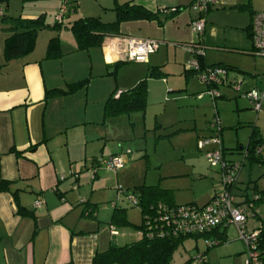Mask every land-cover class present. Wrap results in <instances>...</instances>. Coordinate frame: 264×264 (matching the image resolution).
Here are the masks:
<instances>
[{
  "label": "crops",
  "instance_id": "1",
  "mask_svg": "<svg viewBox=\"0 0 264 264\" xmlns=\"http://www.w3.org/2000/svg\"><path fill=\"white\" fill-rule=\"evenodd\" d=\"M82 1L78 8L79 16L74 17L78 4L62 17L56 30L53 25L57 23L55 17L62 0L58 3L54 0L52 8L45 0L0 1V181L10 182L8 190L0 191V264H91L96 251L129 244H123L125 234L120 235L116 226L109 222L114 208L120 207L112 204L110 209L98 205L104 193L109 195L108 200L114 193L111 187H106L108 176L100 178L99 174L106 171L123 177L121 169L124 167L116 172L106 170L100 165V160L129 151L124 149L126 143H123L128 127L121 129L120 121L114 123V119L121 116L104 118L103 114L105 101L113 93L123 91L118 84L114 87L107 73L116 63L115 56L110 46L104 43L106 37L98 46L81 49L69 29L71 23L80 17L98 16L104 22L112 21L114 0ZM87 1L89 3L85 4ZM152 2L155 5L149 4L155 8L153 11L165 7H187L185 0ZM254 2L260 9L253 8ZM247 4L253 9L252 13L264 11V0H250ZM49 9L54 10L53 18L45 20L48 26L38 30L34 49L6 61L3 49L5 39L10 35V24L6 19L45 16ZM181 11L166 20L162 27L155 21L123 22L119 35L161 41L167 30L166 22L175 19ZM248 26H231L236 32L231 37L223 35L220 40L214 38L215 27L204 26L203 41L208 46L218 43V40L234 46L232 38L236 34L234 41L237 47L251 55ZM52 37L59 39L60 54L48 58L46 48ZM216 51L221 57L209 64L204 54V64L229 66L225 61V52L217 47ZM150 56L146 63H133L138 67L148 65L152 61ZM110 72L113 74L114 71ZM140 78L137 77L133 84L138 83ZM52 89L67 92L45 97L46 91ZM254 167H249L252 179L248 177L244 187L235 186L236 197L239 194L243 199L244 193L250 196L253 190L264 192V181L260 180V176L254 179L259 174V171L254 172ZM36 200L43 201L38 208L34 206ZM173 204L176 205L174 201ZM20 206L31 211L34 217L18 213ZM253 213L254 216L246 222L247 228L255 229L261 225L264 229V201L254 204ZM110 226L117 234L111 235ZM229 227L236 231L233 225L217 229L218 233H223L220 238L223 242H228L226 233ZM236 237L239 239L237 231ZM232 243L224 248L231 247ZM238 252L239 256L232 260V264H243L244 250L239 249Z\"/></svg>",
  "mask_w": 264,
  "mask_h": 264
},
{
  "label": "rangeland",
  "instance_id": "2",
  "mask_svg": "<svg viewBox=\"0 0 264 264\" xmlns=\"http://www.w3.org/2000/svg\"><path fill=\"white\" fill-rule=\"evenodd\" d=\"M56 1L58 3V0ZM152 1L139 0L136 3L150 5L148 8L152 10L155 9L149 4V2L154 4L155 1ZM249 1L219 0V4L206 13L205 27L216 28L215 39L220 40L223 35L231 37L236 32L231 26L239 28L250 24L249 14L253 9L251 10L250 4H247ZM52 2L54 0H45L50 8ZM81 3L82 0H77L76 5L79 6L74 17L79 16L78 8ZM88 3L89 1L85 2ZM184 5L187 7L181 11L179 17L166 22L165 36L162 37L158 50L150 56L155 62L151 61L152 64H143L140 67L133 62H122L116 68L115 74H110V71H114V67L107 70L114 87L118 84L123 91L133 87L137 77L144 79L147 69H151L152 66L157 67L156 70L160 73L159 76L147 79L145 110L120 115V118L114 119V123L121 122V129L124 126L128 127L127 137L124 138L123 143H126L124 149L129 150V159L126 157V163L121 169L123 177L106 171L99 174L100 178L108 176L106 187H111L114 192L111 200H108L109 195L104 193L98 204L99 207L111 209L112 204H115L116 207L123 208L127 221L132 224H114L120 235L125 234V237H122L123 244L135 242L139 238L134 225L142 222V216L139 209L132 205L127 197L136 196L140 186H159L169 190L176 205L187 203L203 205L216 190H219V169L209 167L204 151L197 148L198 138L212 134L210 122L213 113L217 115L222 128V146L227 150L224 158L228 161H243L242 151L236 148L247 145L249 135L254 128L258 130L260 137L264 138V108L256 113L250 101L242 95L251 89L264 88V58L244 53L234 41L236 34L232 38L234 46H228L219 40L211 46L205 45L203 35H197L191 29V24L197 17L193 0H185ZM258 7L254 2L253 8L260 9ZM47 13L45 20L52 19L54 10L49 9ZM192 42H201L209 64L221 57L220 52L216 51L217 47L225 52L227 65L237 68L228 71L226 85L217 88L221 96L215 99L205 93L206 87L200 82L197 74L190 75L185 71L186 63L192 56L182 45ZM154 63L157 64L153 65ZM240 81V92H237L233 89L234 83ZM261 153L264 154V148L261 149ZM250 166H255L254 172L259 171V174L254 173L257 175L254 179L260 176V180L264 181V175H261L264 167L251 165L245 160L241 166L238 186L244 187L248 177L252 179V175L249 176ZM91 175L92 173L89 174V178ZM251 184L252 182L248 184L249 187ZM118 187L124 190L126 196L117 197ZM240 198L238 194L236 200H241ZM226 235L228 242L219 240V244L209 249H206V240L212 238L211 236L187 237L174 251L170 264H185L187 260L195 258L202 252H205V262L202 264H232V260L239 256V249L244 250V262L246 248L241 240L236 239L235 229L227 228ZM233 238L236 241H233L235 240ZM231 243V247L224 248Z\"/></svg>",
  "mask_w": 264,
  "mask_h": 264
},
{
  "label": "built area",
  "instance_id": "3",
  "mask_svg": "<svg viewBox=\"0 0 264 264\" xmlns=\"http://www.w3.org/2000/svg\"><path fill=\"white\" fill-rule=\"evenodd\" d=\"M219 4V0H193V7L197 10V17L192 22L191 28L197 35L202 34L205 26V15L211 8ZM175 9L161 8V12H171ZM68 12V4L63 2L56 14V20L61 21L63 15ZM2 10L0 9V15ZM250 40L252 47L249 50L251 55L264 57V11L255 12L250 20ZM107 43L114 53L115 61L146 63L150 54L158 50L160 41L154 38H139L133 36L119 35L106 37ZM192 58L186 63V70L195 72L200 82L206 87L205 93L212 99L221 96L218 87L226 85L228 71L222 66H206L200 69L199 58L204 57V47L201 42L183 44ZM229 84V83H228ZM227 84V85H228ZM240 82L234 83V90L240 92ZM120 92L114 94V98ZM247 98L254 111L259 112L264 108V88L251 89L242 94ZM210 127L213 133L210 136L198 138L197 148L203 150L209 167H217L220 173V190L204 205L185 204L167 206L157 204L154 214L146 218L147 236L152 238L163 237L164 235H188L199 236L210 233L217 228L233 225L236 228L238 238L246 248V259L243 264H262L259 252L262 226L255 229H248L246 222L254 216L253 206L255 202L264 201V193L252 192L248 199L235 202L233 190L238 182V175L241 169V162H231L224 158L220 138V123L216 114L212 116ZM242 155L245 156L246 149L243 148ZM257 152L261 149L257 148ZM129 151L123 154L110 156L100 160V165L106 170L118 171L124 166ZM117 197L124 195L122 188H117ZM132 205L137 204L136 196L127 197ZM42 200H36L35 207L42 205ZM111 235L117 234L113 226H110ZM219 240L207 238V246L219 244ZM195 259V260H194ZM188 264H201L205 257L198 254Z\"/></svg>",
  "mask_w": 264,
  "mask_h": 264
},
{
  "label": "trees",
  "instance_id": "4",
  "mask_svg": "<svg viewBox=\"0 0 264 264\" xmlns=\"http://www.w3.org/2000/svg\"><path fill=\"white\" fill-rule=\"evenodd\" d=\"M22 1L28 2V1H37V0H22ZM63 2L68 4V11H70L71 9L75 8L77 0H62V3ZM248 6L249 5H247V7ZM169 8L172 7H165L164 9H169ZM173 8L175 9L174 11L165 13V12H161L160 9L155 11L150 10L146 6L133 1L118 3L116 0H114V6L113 8H111V10L114 12V19L112 21L104 22L98 16L80 17L71 23L69 29L72 32L78 47L81 49H88L90 47L100 45L103 39L107 36L119 35L120 25L123 22L140 21V20L155 21L159 27H162L166 20L172 19L173 17L176 16V14L179 11L184 9L178 6L176 7L174 6ZM254 13L255 12L253 13L251 12V17ZM6 21L10 24L8 27L10 35L5 39L4 49H3L4 57L6 61L15 57L23 56L31 52L34 49L36 34L38 30L48 26V24L45 22L44 14H40L36 18L8 17ZM56 22L57 23L53 25V28L55 29H57L61 23L58 20H56ZM246 29L249 31V36H250V24ZM59 54H60L59 39L58 37H52L49 40L46 48V57L54 58L59 56ZM120 63L122 62L117 61L113 65L114 67L113 74H115L116 72L115 70ZM199 63H200V69L205 68L206 66H222L227 70L236 69L231 66H224L220 64L205 65L202 58H199ZM149 69L144 79L140 80L130 89L121 91L117 98H113L114 96L113 93L105 101L103 107L104 118L145 110L146 100H147V79L151 77L159 76L160 74L159 71L156 70L157 67H151V69L150 70ZM185 71L188 72V74L190 75H193L195 73L192 71L190 72L188 70ZM64 92H67V90H62V89L47 90L45 97L60 95L61 93ZM214 114L215 113H213V116ZM210 131L213 133L212 127ZM221 134H222V128L220 130V138H221ZM261 147L264 148V139L260 137L258 130L254 128L249 135V140L247 142V145L244 147L236 148V150L237 149L242 150L243 148H245L246 152H245V156L243 157V161L246 160L251 165L257 164L260 166H264V154H262L261 152H257V148H261ZM222 150H223V155L226 154L227 150L223 148V146H222ZM16 153H19V151H16ZM243 161H240L241 166L243 165ZM9 184L10 182L1 180L0 191L8 190ZM253 192H258V191L253 190ZM215 193H213V195ZM259 193H264V192H259ZM233 194H234V190H233ZM251 195L247 196V194L244 193L242 196L243 199L246 200L250 198ZM234 196L236 197L235 194ZM136 197H137V204L135 206L139 209L142 216V222L139 225H134L136 227V230L139 231L140 234L139 238L135 242L123 246H118V247L112 246V247H108L104 251H96L92 257L91 264H170L174 251L180 245H182L184 239L190 237L188 235H171V234L164 235L163 237L154 236L152 238L147 236V230L145 227L146 218H148L149 215L154 214L156 205L160 203L167 206H174L171 193L169 190L162 189L159 186H140ZM241 200H236L235 198L236 203L240 202ZM187 204H196V203H187ZM17 212L22 215L34 217L31 211L26 210L21 206L18 207ZM111 223L117 225H132L127 221L126 216L124 214V209H120V208H114L111 216ZM217 229L211 231L210 233L199 236H203V237L211 236L212 239L215 240L217 239L222 241L220 238L223 237V233H218ZM262 231H264V229H262ZM211 247L214 246H207L206 249H209ZM258 248L260 252L261 262L262 264H264V232L261 233V238ZM200 255L205 257V252L200 253ZM191 260L192 259L187 260L185 264H188L189 262H191Z\"/></svg>",
  "mask_w": 264,
  "mask_h": 264
},
{
  "label": "water",
  "instance_id": "5",
  "mask_svg": "<svg viewBox=\"0 0 264 264\" xmlns=\"http://www.w3.org/2000/svg\"><path fill=\"white\" fill-rule=\"evenodd\" d=\"M93 177V176H92Z\"/></svg>",
  "mask_w": 264,
  "mask_h": 264
}]
</instances>
